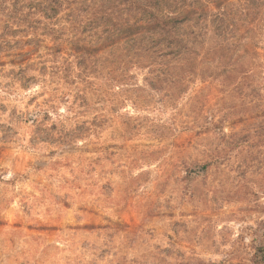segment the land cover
Returning <instances> with one entry per match:
<instances>
[{"label": "rangeland", "instance_id": "rangeland-1", "mask_svg": "<svg viewBox=\"0 0 264 264\" xmlns=\"http://www.w3.org/2000/svg\"><path fill=\"white\" fill-rule=\"evenodd\" d=\"M98 2L0 0V264H264V0L188 65Z\"/></svg>", "mask_w": 264, "mask_h": 264}, {"label": "trees", "instance_id": "trees-1", "mask_svg": "<svg viewBox=\"0 0 264 264\" xmlns=\"http://www.w3.org/2000/svg\"><path fill=\"white\" fill-rule=\"evenodd\" d=\"M97 1L103 10L90 13L89 20L106 30V47L117 45L123 51L132 50L135 55L163 54L179 65H188L200 56L199 49L205 43V36L199 27L206 20L212 22L213 17L207 7L223 10L229 3V0ZM110 2L120 6V11L109 13ZM218 24V27L223 26ZM213 26L210 27L214 33Z\"/></svg>", "mask_w": 264, "mask_h": 264}]
</instances>
